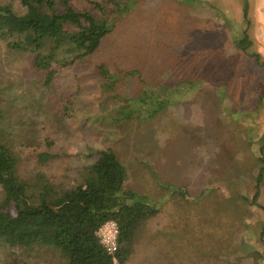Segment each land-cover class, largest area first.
Instances as JSON below:
<instances>
[{"label": "rangeland", "instance_id": "rangeland-1", "mask_svg": "<svg viewBox=\"0 0 264 264\" xmlns=\"http://www.w3.org/2000/svg\"><path fill=\"white\" fill-rule=\"evenodd\" d=\"M5 2L21 9L19 0ZM137 6L102 45L113 49L139 34L148 48L143 82L120 75L117 94L133 98L142 86L182 80L194 81V88L167 94L174 102L166 109L119 130L83 104L95 89L90 69L100 51L68 70L85 81L79 80L80 104L66 116L53 83L42 84L31 57L0 39V142L19 158L23 179L36 185L41 174L62 187L81 181L93 151L112 149L126 169L125 187L159 209L135 230L126 264H264L263 213L250 204L258 190L264 205V174L256 188L262 145L264 155V64H258L264 53L254 26L247 35L258 59L235 46L246 30L242 0H139ZM44 150L54 155L39 164L36 156ZM64 263L50 247L0 248V264Z\"/></svg>", "mask_w": 264, "mask_h": 264}, {"label": "trees", "instance_id": "trees-1", "mask_svg": "<svg viewBox=\"0 0 264 264\" xmlns=\"http://www.w3.org/2000/svg\"><path fill=\"white\" fill-rule=\"evenodd\" d=\"M138 1L19 0V10L8 2L1 3L0 39L13 51L31 57V65L40 73L42 84L53 83L55 103L66 116L74 104H80L76 98L80 93L79 80L85 81L81 74L68 70L93 60L100 51L101 60L90 69L95 89L89 87L90 95L83 98V104L88 108L94 106L104 124L120 130L127 121L153 117L166 109L174 102L171 95L180 94V87L194 88V81L182 80L173 86L162 82L156 87L142 86L141 94L133 98H120L115 91L120 75L138 76L143 82L141 69L150 62H146L148 48L139 34L130 43L113 49L102 46L114 34L117 22L138 8ZM81 4L83 8L79 7ZM241 17L247 26V0H242ZM251 44L246 30L235 40L236 48L257 60L256 52L249 49ZM263 63L264 60L258 62ZM150 68L159 71L158 65ZM60 85L66 88L61 90ZM95 90L100 92L97 94ZM161 90L169 92L165 96ZM119 102L123 104L118 106ZM260 150L256 188L264 174L263 145ZM53 155L45 150L39 152L37 163L43 164ZM90 156L91 160L80 172L81 181L62 187L39 174L38 184L34 185L18 174L19 158L0 142V248L50 247L61 253L64 264H126L135 230L142 221L159 213V209L151 206L145 195L125 187L126 169L112 149H96ZM32 186L38 189L36 193ZM258 194L257 190L250 204L263 213L260 239L264 242V205L257 202ZM108 219L115 220L119 230L114 256L106 252L95 235L96 229Z\"/></svg>", "mask_w": 264, "mask_h": 264}, {"label": "crops", "instance_id": "crops-1", "mask_svg": "<svg viewBox=\"0 0 264 264\" xmlns=\"http://www.w3.org/2000/svg\"><path fill=\"white\" fill-rule=\"evenodd\" d=\"M247 3H248V17H249L248 21H249V23L246 26V33L252 26H254L256 42L261 47L260 52L264 53V0H247ZM239 6L241 7V4ZM249 39L252 43L253 40L250 37H249ZM251 46H252V44H251ZM127 179H128V177H127ZM127 181L128 180H126V182H125V186H126Z\"/></svg>", "mask_w": 264, "mask_h": 264}, {"label": "built area", "instance_id": "built-area-1", "mask_svg": "<svg viewBox=\"0 0 264 264\" xmlns=\"http://www.w3.org/2000/svg\"><path fill=\"white\" fill-rule=\"evenodd\" d=\"M118 231V225L113 219L104 221L95 231V235L101 245L112 256H114L118 248ZM113 261L114 263L116 262L115 258H113Z\"/></svg>", "mask_w": 264, "mask_h": 264}]
</instances>
